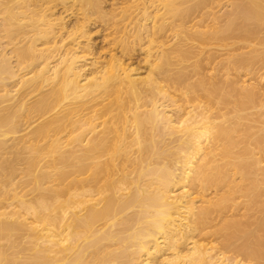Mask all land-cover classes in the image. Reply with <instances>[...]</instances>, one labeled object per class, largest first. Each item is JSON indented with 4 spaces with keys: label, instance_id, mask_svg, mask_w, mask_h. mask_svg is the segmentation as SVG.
<instances>
[{
    "label": "bare ground",
    "instance_id": "bare-ground-1",
    "mask_svg": "<svg viewBox=\"0 0 264 264\" xmlns=\"http://www.w3.org/2000/svg\"><path fill=\"white\" fill-rule=\"evenodd\" d=\"M138 1L0 0V264H264V0Z\"/></svg>",
    "mask_w": 264,
    "mask_h": 264
},
{
    "label": "rangeland",
    "instance_id": "rangeland-1",
    "mask_svg": "<svg viewBox=\"0 0 264 264\" xmlns=\"http://www.w3.org/2000/svg\"><path fill=\"white\" fill-rule=\"evenodd\" d=\"M134 1H136V3H133ZM223 1L224 2L221 1L220 3H223V4L230 3V2H228V0L227 1L223 0ZM101 2H102L103 11H105L107 14H110L109 12L112 13V11H114L112 9H117V7H119L120 3H122V0L116 1V3H117L116 6H114L115 2L112 0H101ZM125 6H128V7L130 6L131 10L135 11L136 8H139V1L138 0H131V3L129 2ZM220 12H222V10ZM113 13H114V15H116L118 13V10L114 11ZM134 14H136V13H134ZM133 15L131 17H133ZM116 17L113 20V21H117V24H115V25L112 23L113 21L108 22L106 24L100 20L98 23H93V25L90 27V32L88 35H89L90 44L92 45V50H93L92 54H94L93 55L94 57L91 55L89 57H86V59H90L92 57L91 59L94 58V59H96V61L98 63L102 64V63H105L107 60H109V57L116 56V57H119L121 59L124 67L130 71V74H132L138 78H142V79L147 77V76H153V73H155V69H154L153 65L156 63V62L155 63L153 62L155 59V50L154 49L152 51L148 50L149 47L146 46V44H145L146 40L144 42L138 43V41H136V38L134 40L133 39L134 37H132V38H129V40L127 39L128 42L130 41L129 43H131V41H132L130 46H128L126 48V50L124 49V51H121L122 40H124V38L127 37L132 32L135 36L136 31H134V30L132 31L131 26H130V24H131L130 19L122 21L121 16L120 17L118 16L117 18ZM69 18L70 17H67V19H65V20L67 22L70 20L71 21L73 20L72 17H71V19H69ZM129 30H131V32ZM116 31H118L119 33H117ZM133 34H131V35H133ZM84 41H86V40L85 39L81 40V42H84ZM166 41H168L167 43L169 44V39H167ZM119 44H121V47ZM194 60L195 59H191L189 61H186L187 63L188 62L189 63L186 64V62H185L184 63V64H186L185 66H187V68L191 69V66L194 63L193 62ZM87 63H90V61H88ZM99 66L100 65L98 64L97 67H99ZM88 69L89 68L86 67V69H84V71L88 70ZM177 94H179V93H177ZM170 98L173 100L175 99L172 96H170ZM161 101L163 102L164 106L167 104L168 105L173 104L172 102L170 103V102L166 101V103H167L166 104V103H164L163 100H161ZM159 103H161V102H159ZM176 104H177L176 106H179L178 108L181 107L180 110L185 107V105L181 102L176 103ZM172 108L174 109L175 106ZM173 109H171V110H173ZM180 110H177L176 112L180 113ZM168 113L171 114L170 112H168ZM260 122H262V120H260ZM263 126L264 125L262 123L258 124V128L259 127L262 128ZM191 192L192 191L190 190V193ZM196 205L199 206L200 202L196 201ZM196 237L194 239H190L188 242L196 241L197 238L200 241L201 236H200V238L199 237L196 238ZM202 238L203 239H201V240H205V242L200 241L202 244L207 242L206 245L210 243L211 245H214L217 248L221 247V245H220V247H218L219 241H215L214 239L212 240V238H210L208 240L209 237H207V239H206L205 237L202 236ZM208 246L210 247V245H208ZM217 248H215L216 252H219L217 250H220L221 253L223 252V251H221V248L220 249H217ZM227 253L222 254V258L227 259L229 257L228 259H232L233 255L231 253H228V254ZM175 254H176V251H173V250L168 251V256L169 255L175 256ZM226 255H228V256H226Z\"/></svg>",
    "mask_w": 264,
    "mask_h": 264
}]
</instances>
